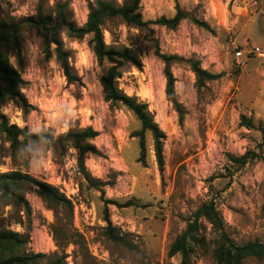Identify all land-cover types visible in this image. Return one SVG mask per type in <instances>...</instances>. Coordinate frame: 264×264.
<instances>
[{
    "label": "rangeland",
    "instance_id": "1",
    "mask_svg": "<svg viewBox=\"0 0 264 264\" xmlns=\"http://www.w3.org/2000/svg\"><path fill=\"white\" fill-rule=\"evenodd\" d=\"M94 1L0 0V19L18 22L35 16L39 8L54 14L56 4L68 2L72 19L83 26ZM140 6L145 21L172 18L178 7L188 14L176 29L128 26L119 17L103 25L108 48L128 49L141 63H124L117 83L148 104L164 132L163 171L152 134L145 136L143 163L134 135L141 122L122 104L105 101L101 79L111 63L98 62L90 35L76 40L62 34L74 74L81 78V83L73 84L56 57L47 56L43 38L34 28H21V63L5 45L33 106L24 111L14 102L2 105L1 112L12 124L56 140L89 126L99 133L91 144L100 154H86L85 169L101 182L100 189L85 179L76 149L55 150L44 142H29L12 154L0 135V173H27L56 187L72 203V208L54 204L34 184L22 186L28 213L23 205L0 199V228L22 234L27 253H45L47 260L65 256L62 264H181V254L169 256L170 246L186 229L188 218L209 201L215 202L235 243H264V0H142ZM196 21L207 23L211 30ZM239 49L244 51L240 59ZM157 51L198 61L203 69L220 75L199 86L189 63L172 65L176 97L184 109L182 121L167 97L165 64ZM147 90L152 91V99L147 98ZM249 150L262 158L242 167L230 158ZM130 201L133 205L126 206ZM107 217L135 249L105 235ZM200 223L207 242L192 254V261L215 264L216 233L207 220ZM55 230L62 243L55 240ZM67 232L73 234L70 243H65ZM244 264H264V258L250 257Z\"/></svg>",
    "mask_w": 264,
    "mask_h": 264
},
{
    "label": "trees",
    "instance_id": "2",
    "mask_svg": "<svg viewBox=\"0 0 264 264\" xmlns=\"http://www.w3.org/2000/svg\"><path fill=\"white\" fill-rule=\"evenodd\" d=\"M141 1L130 0L124 4H119L115 0H95L93 3H90L88 18L83 26L77 25L72 19L68 2L56 4L54 14H44L42 9L39 8L35 16L23 18L18 22H9L0 19V108L8 102H14L20 105L24 111L33 108L23 93L25 80L20 71L10 64L8 52L5 50V45H8L14 51L17 61L21 63L22 46L20 31L22 26H30L41 34L45 53L47 56L54 55L56 57L70 84L81 83V78L74 74V69L69 62L70 53L65 46L62 34L66 32L69 38L76 40L90 35V43L98 62L102 64L107 60L111 63L106 75L101 79L105 101L112 104H122L141 122V129L134 135L139 138L141 150L139 161L143 163H145L146 158L145 136L147 132L152 134L158 166L163 171L164 132L154 121L148 110V104L125 93L117 83V79L121 76L119 69L124 63L129 62L136 66H140L141 63L128 49L118 51L113 48H108L104 40L103 25L107 19L119 17L128 26L143 28L149 24H155L176 29L184 19L188 18V14L178 7L176 14L172 18L162 16L154 21H145L141 13ZM196 22L200 26L211 30L207 23ZM157 55L165 64L164 74L167 81V97L173 103L182 121L184 118V109L176 97L172 65L177 62L189 63L197 76L199 86L204 85L207 81L219 78L220 75L208 72L201 67L198 61L192 59H185L179 55H166L160 51H157ZM245 125L248 128L253 127L251 122H245ZM0 135L9 143V150L12 154H16L21 148H26L29 142H44L55 150L66 146L74 148L78 151V163L85 179L91 186L97 189H100L102 186L101 182L92 178L85 169L86 154H100L96 146L91 144V141L99 135L91 126L70 130L65 134H61L56 140L52 135L45 132L28 133L16 124H12L0 110ZM230 158L242 167L249 161L262 158V156L254 150H249L240 157L230 156ZM23 184H34L38 187L41 195L50 202L58 205L63 204L72 208L71 201L61 194L56 187L36 180L29 174L21 171L0 173V199L7 204H21L28 213L30 209L22 191ZM125 205H133V202H127ZM201 219L207 220L216 233L213 249V260L215 264H244L245 260L250 257L264 258L263 242L255 240L244 244H237L230 238L214 201L204 202L188 218L186 229L175 238L170 246V257L181 254V264H194L192 254L196 252L198 247L205 245L207 242L205 234L202 233ZM106 220L105 235L109 239L119 242L128 249L136 248V245L126 235L122 234L117 227L113 226L108 217ZM54 237L57 243H62V238H60L56 230ZM72 238L73 234L67 232L65 243H70ZM26 244L27 239L22 234L13 230L0 228V264H62L65 259V256H62L47 260L48 256L45 253H27L25 252Z\"/></svg>",
    "mask_w": 264,
    "mask_h": 264
},
{
    "label": "built area",
    "instance_id": "3",
    "mask_svg": "<svg viewBox=\"0 0 264 264\" xmlns=\"http://www.w3.org/2000/svg\"><path fill=\"white\" fill-rule=\"evenodd\" d=\"M32 14V13H31ZM243 50L242 49H239V50H237V52H236V56H237V58L238 59H240V57H242L243 56Z\"/></svg>",
    "mask_w": 264,
    "mask_h": 264
},
{
    "label": "bare ground",
    "instance_id": "4",
    "mask_svg": "<svg viewBox=\"0 0 264 264\" xmlns=\"http://www.w3.org/2000/svg\"><path fill=\"white\" fill-rule=\"evenodd\" d=\"M150 92H152V91L147 90L146 96H147V98L152 99V95Z\"/></svg>",
    "mask_w": 264,
    "mask_h": 264
}]
</instances>
